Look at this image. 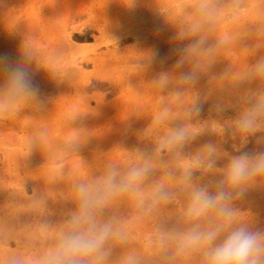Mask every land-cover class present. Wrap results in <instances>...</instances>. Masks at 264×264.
<instances>
[{
	"label": "clouds",
	"instance_id": "obj_1",
	"mask_svg": "<svg viewBox=\"0 0 264 264\" xmlns=\"http://www.w3.org/2000/svg\"><path fill=\"white\" fill-rule=\"evenodd\" d=\"M122 2L133 8L139 0ZM157 9L174 25L175 40L187 43L176 49L179 58L172 71L146 83L159 104L140 144L132 149L116 145L88 162L79 151L95 135L71 126L82 114L63 122L71 134L51 149L46 146L48 128L36 129L23 155L35 149L45 154L47 163L38 177L46 187L28 196L19 182L17 195L24 202L13 215L31 213L37 219L19 227L0 220V264H264V230H253L251 217L238 206L249 189L264 187V151L240 152L250 137L264 144V54L246 63L264 50V0H190L175 19ZM250 9L255 12L251 20L246 19ZM246 38L255 42L241 45ZM30 40L23 41L20 62L0 58V121L40 107L39 89L29 74L33 62L58 76ZM227 51L243 53V67L232 63ZM154 56L139 55L137 72ZM221 59L230 60L227 69L211 77L207 92L197 89L200 76ZM185 67L188 71H181ZM214 92L235 98L236 105L221 101L215 106L218 115L236 107L235 118L196 120ZM205 131L220 141L189 151ZM226 132L238 141L233 147L240 154L218 167L228 155L221 147ZM115 150L124 157L111 158ZM58 184L65 188L54 192ZM57 196L74 208L57 222L41 219L49 198Z\"/></svg>",
	"mask_w": 264,
	"mask_h": 264
},
{
	"label": "rangeland",
	"instance_id": "obj_2",
	"mask_svg": "<svg viewBox=\"0 0 264 264\" xmlns=\"http://www.w3.org/2000/svg\"><path fill=\"white\" fill-rule=\"evenodd\" d=\"M189 3L190 0H141L139 4L135 5V7L128 8L124 5L122 0H47V2L46 0H0V9H2L0 17L2 16L3 18H6L7 12H11V16H7L8 19L9 17L11 19L13 15L14 17L16 15V19L12 17L13 19H11L10 21L4 18L2 24H0L3 31L1 36L10 35V40L7 42V44L6 42L0 40V46L2 47H0V52L3 53H0V58H4L12 63L20 62L19 60H21L22 44L24 39L26 37H29L28 34L30 32V27H26L29 28L26 30L24 28L26 25L24 24L27 23V20H31V18L33 21L35 20L36 22L31 21V23L28 21L30 24H32V26H34L33 28L35 29V34L34 36H31L32 38L30 42L38 51L41 61L46 66L53 68L58 75L54 76L50 71H46V68L38 65L36 62H33L29 66L32 83L39 89L38 99L41 102L40 107L36 111H40L42 115L40 113L39 116L36 115L37 112L35 111V116H37L36 118L39 119L41 117L39 119L40 122L41 120H43V122L47 120L45 118L46 116H43L44 114L42 110H46L48 105L53 100L55 101L62 95L65 96L67 113L72 112L71 107L73 105H75L78 108V111H80L79 109L81 107H79L78 105V100L80 97H75L77 96V93L75 92V86L79 82L75 68L78 65L77 63H83L84 65L81 68V72L83 85L85 86H83V90H85V92L83 91L84 93L82 96L86 102L88 101V104L90 106L88 105V109L85 110L86 115L88 114L87 116H84L85 114L84 112H82V115L78 116L77 119H75L76 121L74 122L76 123L74 125V128L85 129L86 127L83 125V122H87V126H89V129L92 130V134L94 133L93 135L96 134V136L97 134H100L97 136L98 138H100L99 136L103 135V138L101 137L102 139L100 138V140L96 136L89 138L87 141L89 143L88 146L86 142V144L82 146L79 151L80 157L84 159L89 155L98 156L99 153H107L113 148V146L116 145H120L127 149H132L140 144L139 137L144 129H146L150 124L151 117L155 114V109H157V104H159V97L156 96L150 88L148 89L149 86L146 84V79H148L149 82V80L153 79L150 77L155 78L160 72H164V69H173L172 63L175 65L176 60L179 58V53L176 51V49L184 46V44L187 43L177 42L175 40L176 30L174 25L158 11L157 7L161 12L170 13V18L175 19L182 13H180V11L178 12L177 9H184L186 6H188ZM136 6L139 7V10L136 9ZM19 10L22 11L20 12ZM3 12L6 13V15ZM24 13H26L27 15L25 16ZM17 17H19V19H22V22ZM17 19L19 20L21 25ZM1 21L2 19H0V23ZM21 29H23L22 31L26 32H28L29 30V32H21ZM33 33L30 32V35ZM36 40H38L39 42L42 41L43 43H38V41ZM249 41L251 42V45L255 42V39L246 38L241 42V45H244ZM58 43L60 46L58 45ZM248 44L249 43H247L246 45ZM13 49L16 51H14ZM12 51H14L15 54L18 53V56L20 54V57H18L17 55L15 57V54ZM116 51H118V53ZM148 52L155 54L154 59L150 64L147 65L146 68H144L145 71L143 69L139 73L137 72V68L134 63L135 59L139 55ZM54 53L57 55H55ZM112 53H115V55H113ZM239 53L240 52H238V55H236L237 52H235L234 54V52L229 51L228 53L227 51L225 53V56H232L231 59L232 61L234 59L233 62H236L237 58L240 57L238 59L239 61L242 59V61H240V67H243L244 54L240 53V56ZM261 54H264V50H262V52H258L256 56L248 57L246 59V63H255L256 59ZM94 59H98L99 61H94ZM222 60L223 59L219 61L221 62ZM116 61L118 62V64H116ZM223 61H225V59ZM141 63H143V61H141ZM221 63L224 64L225 62ZM228 64H230V62ZM186 68L187 67L181 69V71H188V69ZM211 69L212 68H210V71L208 72L212 73L213 69ZM226 69L227 66L225 67V70ZM73 74L75 75L73 76ZM147 74H150V76H148ZM66 75L69 76V79L66 78ZM208 75L209 73L201 75L196 84V88L201 90L202 92H207L210 87L209 79L211 77H209ZM71 76L74 77L75 80ZM3 79V74L0 73V83L3 82ZM73 80L75 83L73 82ZM134 82L136 83L137 88L135 87ZM72 83H74V86ZM129 84L134 88L129 86ZM137 89H142V91L137 92ZM136 93L140 94L138 95ZM133 95H137V99L135 97L133 98ZM131 96L133 99H130ZM70 97L73 100H71ZM138 97L141 98L139 101ZM130 100H132V102ZM68 101L70 102V104L67 103ZM137 101L140 102L139 104H141L142 107L139 106ZM221 101H230L233 105H236V100L234 97H229L226 93L223 92H214L207 101L202 103L199 115L196 117V120L207 121L211 119H217L220 121L222 120L221 122H223L225 120L235 118V116L237 115L236 107L225 108L223 111L224 113L222 112L219 115L217 114V112L215 111V106ZM128 102H131V105ZM135 102H137V105L142 108H140L142 111L139 109V107H136ZM147 102L149 103L147 104ZM31 111L32 110L28 108L22 112L23 115L20 114L21 117L9 119L8 121H0V220H2L7 226L10 227H19L25 223H31L37 219L31 213H17L13 215L15 206L24 202L23 197L17 196L16 188L19 187V182H22L23 187L26 189V195L28 196H31L33 192L39 194L46 187L44 181L37 176V174H40L42 166L46 165L47 163L45 154L41 150L35 149L29 155V157H25L23 155L26 150L27 138L34 133L36 128L42 126L41 123L39 125V120L37 121L36 118L32 117L33 114L30 113ZM134 112L140 116H136L135 114H133ZM29 114L31 115L29 116ZM96 114L99 116H97ZM130 114L133 115L130 116ZM25 115L28 116L26 117ZM68 117L69 116L67 115L65 120ZM127 117V120H123ZM27 119L28 121L34 119V122L37 121L36 123H38V125L36 126V123H31L32 121L30 122L31 125H33V133L30 132V123L27 122ZM46 123L45 125H47ZM88 123L90 125H88ZM26 124L28 125L25 126ZM96 124L99 126L101 124V126L98 127ZM136 125L139 126L137 127ZM118 128H120L121 131ZM133 128H136L137 131ZM26 131L28 133H26ZM111 131L113 133L116 132V134L113 135ZM117 131H119V133ZM110 134H112L113 136L111 135L110 137ZM58 135L59 132L57 131V133H55L54 135V139L57 140ZM259 135L260 134L258 133L257 136ZM51 138L52 137H50L49 139ZM49 139L46 140L47 148H54L55 143H51ZM103 139L105 140L102 141ZM195 140L201 141L206 144L209 141H220V137H218L211 131H205L203 134L197 136ZM234 143L238 144V141H233L230 138L229 134L226 132L224 139L221 142V147L228 154L227 158L232 155L240 154V152L242 151H264V144H257L256 137H250L248 144L244 149H241L240 152L236 151V149L233 147ZM191 145L193 146V142L191 143ZM191 145L189 146V151L193 150V147ZM109 155L111 156V158L115 157L113 159L117 160H120L124 157V153L120 150H115ZM94 159L95 156H93L92 161ZM73 160H75L76 162H74ZM73 160V162L71 161L70 163L75 167L77 165V160L76 158H73ZM64 188L65 187L63 184L52 186V190L54 192L64 190ZM262 188L264 187L260 188L262 192H257L256 188L255 191L254 189L252 191L251 189H249L251 191V194L248 193V196H243L244 198L248 197L246 199L249 201V203L243 198H241L240 202L238 203L240 210L243 212H247L251 217V228L253 230H264V189ZM256 193L261 195H259L260 203L262 201L261 204L258 202V196ZM249 194L254 195L249 198ZM243 200H245L248 204L245 202L241 203V201ZM252 201L253 203L258 202L259 204H252ZM240 203L242 205H240ZM249 204L252 206H250L251 208L249 207ZM72 208H74V204H72L71 202L64 201L59 197L49 198V200L47 201V215L45 217H42L41 219H48L52 222H57L60 219L64 218L65 214Z\"/></svg>",
	"mask_w": 264,
	"mask_h": 264
},
{
	"label": "bare ground",
	"instance_id": "obj_3",
	"mask_svg": "<svg viewBox=\"0 0 264 264\" xmlns=\"http://www.w3.org/2000/svg\"><path fill=\"white\" fill-rule=\"evenodd\" d=\"M113 1H114V0H113ZM146 1H147V0H146ZM159 1H160V0H159ZM46 2H47V0H46ZM108 2H109V1H108ZM140 2H141V0H140ZM140 2H139V3H140ZM57 3H58V2H57ZM69 3H70V1H69ZM100 3H101V2H100ZM139 3H137V4H139ZM33 4H34V3H33ZM64 4H66V3H64ZM62 5H63V4H62ZM149 5H150V4H149ZM151 5H152V4H151ZM10 6H11V5H10ZM31 6H32V5H31ZM138 6H139V5H138ZM141 6H143V5H141ZM32 7H33V6H32ZM136 7H137V6H136ZM1 8H2V7H1ZM3 8H4V6H3ZM6 8H7V7H6ZM138 8H139V7H137L136 9L139 10ZM64 9H65V8H64ZM64 9H63V10H64ZM1 10H2V9H0V15H1ZM5 10H6V9H5ZM23 10H24V8H23ZM177 10H178V12L180 11V13H181L183 9H179V8H178ZM19 11H20V10H19ZM19 11H18V12H19ZM21 11H22V10H21ZM21 11H20V12H21ZM23 12H24V11H23ZM116 12H117V11H116ZM3 13H4V12H3ZM4 14L6 15V13H4ZM10 14H11V12H10V13L7 12V16L10 15ZM12 14H13V13H12ZM24 15L26 16L27 14L24 13ZM177 15H178V14H177ZM3 16H4V15H3ZM7 16H6V18H5V17H4V18H5V19H8ZM10 16H11V15H10ZM34 16H35V15H34ZM69 16H70V15H69ZM178 16H179V15H178ZM178 16H177V17H178ZM1 17H2V16H1ZM1 17H0V19H2V21H1L0 24H2L3 19H4L3 17H2V18H1ZM12 17H14V15H13ZM12 17H11V19H13ZM15 17H16V15H15ZM15 17H14V18H15ZM32 17H33V16H32ZM119 17H120V16H119ZM124 17H125V16H124ZM174 17H175V16H174ZM17 18L19 19V17H17ZM34 18H35V17H34ZM51 18H52V17H51ZM117 18H118V17H117ZM254 18H255V12H254V10L250 9L249 12L246 14V19L251 20V19H254ZM11 19H10V17H9L8 20L11 21ZM15 19H16V18H15ZM18 19H17V20H18ZM8 20H7V21H8ZM19 20L21 21L22 19H19ZM19 20H18V22H19ZM26 20H27V19H26ZM4 21H5V20H4ZM28 21L31 23V21L34 22L35 20L33 21L32 18H31V20H27L26 22L29 23ZM14 22H17V21H14ZM21 22H22V21H21ZM23 22H25V21H23ZM35 22H36V21H35ZM43 22H44V21H43ZM19 23H20V22H19ZM27 23H25L24 25H26V26H25V27L23 26V27H24L26 30L29 29V28H26V27H30V29H29L30 32H31V33L34 32V33L30 35V32H29V30H28V32H29L28 35H29L30 38H32L31 36H34V34H35V29L33 28L34 26H32V24L29 23V24H30V25H29V24H27ZM56 24H57V23H56ZM113 24H114V23H113ZM5 25H6V24H5ZM16 25H17V23H16ZM18 25H19V24H18ZM20 25H21V23H20ZM28 25H29V26H28ZM36 25H37V24H36ZM166 25H167V24H166ZM170 25H171V23H170ZM7 26H8V25H7ZM7 26H6V27H7ZM20 27H21V26H20ZM23 27H22V28H23ZM45 27H46V26H45ZM51 27H52V26H51ZM59 27H60V26H59ZM112 27H113V26H112ZM169 27H170V26H169ZM18 28H19V27H18ZM38 28H39V27H38ZM164 28H165V27H164ZM32 29H33V30H32ZM14 30H15V29H14ZM22 30H23V29H21V32L28 33V32H26V31H22ZM31 30H32V31H31ZM38 31H39V30H38ZM58 31H59V30H58ZM2 32H3V31H2V27H1V25H0V40L6 42V44H7V42L10 40V35H8V36H7V35L1 36ZM56 32H57V31H56ZM61 32H62V31H61ZM167 32H168V31H167ZM21 34H22V33H21ZM28 35H27V36H28ZM43 35H44V34H43ZM70 35H71V34H70ZM155 35H156V34H155ZM159 35H160V34H159ZM24 38H25V37H24ZM65 38H66V37H65ZM38 40H39V39H38ZM38 40H36V41H38ZM39 41H40V40H39ZM39 41H38V43H41V42H42V41H41V42H39ZM51 41H53V40H51ZM210 42H211V41H210ZM32 43H33V42H32ZM42 43H43V42H42ZM42 43H41V44H42ZM247 43H249L248 45H250L251 42L249 41V42H247ZM247 43H246V44H247ZM34 44H35V43H34ZM44 44H45V43H44ZM157 44H158V43H157ZM246 44H244V45H246ZM58 45H59V43H58ZM59 46H60V45H59ZM62 46H63V45H62ZM62 46H61V47H62ZM179 46H180V45H179ZM0 47H1V46H0ZM16 47H17V46H16ZM18 47H19V46H18ZM71 47H72V46H71ZM116 47H117V46H116ZM1 48H2V47H1ZM39 48H40V47H39ZM42 48H43V47H42ZM99 49H100V48H99ZM7 50H8V49H7ZM13 50H14V49H13ZM115 50H118V49H115ZM14 51H16V50H14ZM14 51H12V52L14 53ZM128 51H129V50H128ZM58 52H59V51H58ZM96 52H97V51H96ZM101 52H102V51H101ZM116 52L118 53V51H116ZM145 52H146V51H145ZM0 53H2V52H0ZM5 53H6V52H5ZM9 53H10V52H9ZM43 53H44V52H43ZM122 53H123V52H122ZM228 53H229V51H228ZM2 54H3V53H2ZM7 54H8V52H7ZM14 54H15V53H14ZM17 54H18V53H17ZM17 54H15V57H16ZM54 54H55V53H54ZM99 54H100V53H99ZM104 54H105V53H104ZM112 54H113V53H112ZM230 54H232V53H230ZM234 54H235V52H234ZM239 54H240V53H239ZM55 55H57V54H55ZM113 55H115V53H114ZM129 55H130V54H129ZM236 55H238V52H237ZM17 56H18V55H17ZM107 56H108V54H107ZM109 56H111V55H109ZM240 56H241V54H240ZM18 57H20V54H19ZM102 57H103V56H102ZM226 57L232 61V59H231L232 56L228 55V56H226ZM238 57H239V56H238ZM103 58H104V57H103ZM239 58H240V57H239ZM239 58H237V60L235 59L236 62H233V61H234V59H233L232 63H234V64H236V65H238V66L240 67V65H241V64H240V63H241L240 61H242V59L239 61V60H238ZM255 58H256V57H255ZM92 59H93V58H92ZM92 59H91V60H92ZM228 59H225V61H223V60H224V59H223V60L221 61V62H225L224 64L221 63L220 61H218V62H216L213 66H211L210 68L213 69V72H212V73H211V72H208V73H209L208 76H209V77H213V76H217V75L219 76V75H221V74L225 71V67H226V66H227V67L229 66L228 63L230 62V60H228ZM96 60L99 61L98 59H94V61H96ZM19 61H20V60H19ZM92 61H93V60H92ZM118 61H119V60H118ZM125 61H126V60H125ZM226 61H227V62H226ZM116 62H117V61H116ZM133 62H134V61H133ZM159 62H160V61H159ZM96 63H97V62H96ZM112 63H113V62H112ZM120 63H121V62H120ZM131 63H132V62H131ZM77 64H78V65H77ZM77 64H76L77 66H76L75 69H76V72H77V78L79 79V82H78L77 85L75 86V92L77 93V96H75V97H77V98L80 97L79 100H78V101H79L78 105H79V107H81V108L79 109L80 111H78V108H77L75 105H73V106L71 107V108H72V112L67 113V107H66V101H65V96H64V95L60 96V98L56 99L55 101L53 100V101L48 105V107H47L46 110H42V112H43V114H44L43 116H46L45 118L47 119V120H45L44 122H43V120H41V122H40L39 119H40L41 117H40L39 119L36 118V117H37V116H35V114H36V112H37L36 110H33L32 108H29L30 110H32V111L30 112L31 114H33L32 117L36 118L37 121L39 120V125H40V123H41L42 125H44V126H46V127L48 128V137H47V138L49 139L50 137H52V138L49 139V140H50L51 143H53V144L55 143L54 146L56 145V143H58L59 139H63L65 136L71 134V130H70V129H67V128H64V127H63V122L65 121V118H66L67 115H68V116H72V115L81 114L82 112H84V114H85L84 116H87V115H88V114L86 115L85 110L88 109V105H89V104H88V101L86 102V101L84 100L83 96H82L83 93L85 92V90H83V89H84V88H83L84 85H83V81H82V72H81V68H82V66H83L84 64H83V63H80V64L77 63ZM116 64H118V62H117ZM157 65H158V64H157ZM173 65H174V64L172 63V68H173ZM223 65H224V66H223ZM85 66H86V65H85ZM116 66H117V65H116ZM170 66H171V65H170ZM170 66H169V67H170ZM97 67H98V66H97ZM101 67H102V66H101ZM101 67H100V68H101ZM156 67H157V66H156ZM41 68H42V67H41ZM117 68H118V67H117ZM121 68H122V67H121ZM125 68H126V67H125ZM170 68H171V67H170ZM166 69H167V68H166ZM166 69H164V72H165ZM186 69H188V68H186ZM212 69H211V70H212ZM41 70H42V69H41ZM46 71H47V69H46ZM73 71H74V68H73ZM106 71H107V70H106ZM127 71H128V70H127ZM144 71H145V69H144ZM166 71H172V69H168V70H166ZM209 71H210V69H209ZM68 72H69V70H68ZM162 72H163V71H162ZM139 73H140V72H139ZM139 73H138V74H139ZM156 73H157V72H156ZM156 73H155V75H156ZM160 73H161V72H160ZM210 73H211L212 76L210 75ZM29 74H30V73H29ZM38 74H40V73H38ZM145 74H146V73H145ZM74 75H75V74H73V76H74ZM134 75H135V74H134ZM147 75H148V74H147ZM147 75H146V76H147ZM66 76H67L66 78L69 79V76H68V75H66ZM131 76H132V75H131ZM131 76H130V77H131ZM135 76H136V75H135ZM142 76H143V75H142ZM148 76H150V74H149ZM148 76H147V77H148ZM71 77H72V76H71ZM75 77H76V76H75ZM133 77H134V76H133ZM139 77H140V76H139ZM147 77H146V78H147ZM72 78L74 79V77H72ZM137 78H138V75H137ZM140 78H141V77H140ZM146 78H145V79H146ZM150 78H154V77H150ZM68 79H67V80H68ZM100 79H101V78H100ZM119 79H120V78H119ZM124 79H125V78H124ZM207 79H208V78H207ZM210 79H211V78H210ZM210 79H209V82H210ZM74 80H75V79H74ZM74 80H73V82H74ZM40 81H41V80H40ZM68 81H69V80H68ZM70 81H71V80H70ZM138 81H139V80H138ZM146 81L148 82V79H146ZM146 81H145V82H146ZM149 81H150V80H149ZM204 81H205V80H204ZM147 82H146V83H147ZM206 82H208V81H206ZM69 83H70V82H69ZM74 83H75V82H74ZM74 83H72L73 86H74ZM122 83H123V82H122ZM104 84H105V83H104ZM131 84H132V83H131ZM137 84H138V82H137ZM144 84H145V83H144ZM134 85H135V87H136V83H135V82H134ZM204 85H205V84H204ZM104 86H105V85H104ZM109 86H110V85H109ZM84 87H85V86H84ZM73 88H74V87H73ZM136 88H137V87H136ZM136 88H135V90H136ZM145 88H147V87H145ZM104 89H105V88H104ZM111 89H112V88H111ZM148 89H149V87H148ZM135 90H134V91H135ZM83 91H84V92H83ZM134 91H132V92H134ZM109 92H110V91H109ZM130 92H131V91H130ZM130 92H129V93H130ZM135 92H136V91H135ZM137 92H139V91H137ZM66 93H67V92H66ZM68 93H70V92H68ZM131 94H132V93H131ZM134 94H135V93H134ZM136 94L139 95L140 93H136ZM147 94H148V93H147ZM97 95H98V94H97ZM144 95H145V94H144ZM148 95H149V94H148ZM126 96H127V95H126ZM73 97H74V96H73ZM134 97L136 98L137 95H135V96L133 95V98H134ZM70 98H71V97H70ZM85 98H86V97H85ZM94 98H95V97H94ZM98 98H99V97H98ZM131 98H132V96L130 97V99H131ZM133 98H132V99H133ZM138 98H139V97H138ZM144 98H145V96H144ZM66 99H67V98H66ZM87 99H88V98H87ZM119 99H120V98H119ZM119 99H118V100H119ZM136 99H137V98H136ZM140 99H141V98H139L138 101H139ZM71 100H73V99L71 98ZM71 100H70V102H71ZM116 100H117V99H116ZM130 101L132 102V100H130ZM138 101H137V102H138ZM148 101H149V100H148ZM152 101H153V100H152ZM70 102L68 101L67 103L70 104ZM94 102H95V101H94ZM96 102H97V101H96ZM115 102H116V101H115ZM131 102H130V103L128 102V103L131 105ZM137 102H135V103H136V107L141 106V104H139L140 102H138L139 106L137 105ZM149 102H150V101H149ZM149 102H147V104H148ZM99 103H100V102H99ZM99 103H98V104H99ZM133 103H134V102H133ZM143 103H144V102H143ZM152 103H153V102H152ZM96 104H97V103H96ZM147 104H146V105H147ZM143 105H144V104H143ZM157 105H158V104H157ZM41 106H42V105H41ZM89 106H90V105H89ZM127 106H129V105H127ZM144 106H145V105H144ZM204 106H205V105H204ZM204 106H203V107H204ZM102 107H103V106H102ZM119 107H120V106H119ZM141 107H142V106H141ZM141 107H139V109H140ZM71 108H70V109H71ZM124 108H125V107H124ZM102 109H103V108H102ZM129 109H130V108H129ZM129 109H128V110H129ZM141 109H142V108H141ZM141 109H140V110H141ZM126 110H127V109H126ZM35 111H36V112H35ZM38 111H39V110H38ZM77 111H78V112H77ZM141 111H142V110H141ZM155 111H156V109H155ZM215 111H216V110H215ZM44 112H45V113H44ZM137 112H138V111H137ZM236 112H237V110H236ZM39 113H40V111L37 112L36 115L39 116ZM146 113H147V112H146ZM223 113H224V112H223ZM25 114H26V113H25ZM31 114H29V116H30ZM40 114L42 115V113H40ZM97 114H98V113H97ZM97 114H96V115H97ZM230 114H231V113H230ZM230 114H229V115H230ZM21 115H23V114L21 113ZM90 115H91V114H90ZM105 115H106V113H105ZM130 115H132V114H130ZM25 116H26V115H25ZM27 116H28V115H27ZM27 116H26V117H27ZM97 116H99V115H97ZM19 117H21V116H19ZM146 117H147V116H146ZM43 118H44V117H43ZM207 118H208V117H207ZM93 119H94V118H93ZM100 119H101V116H100ZM118 119H119V118H118ZM129 119H130V118H129ZM146 119H147V118H146ZM204 120H205V119H204ZM206 120H207V119H206ZM31 121H32V122H31ZM37 121H36V122H37ZM74 121H76V120H74ZM74 121L71 122V126H72V127H74V125H75V123H76V122H74ZM96 121H97V120H96ZM104 121H105V120H104ZM138 121H139V120H138ZM221 121H222V120H221ZM27 122H29V123H30V122H31V123H36V122H34V119H33V120H29V121H28V119H27ZM27 122H26V123H27ZM42 122H43V123H42ZM46 122H47V123H46ZM90 122H91V121H90ZM143 122H144V120H143ZM18 123H19V122H18ZM24 123H25V122H24ZM29 123H28V124H29ZM31 123L29 124L30 127L28 126L29 129H30V132H32V126H33V125H31ZM45 123H46L47 125H45ZM98 123H99V121H98ZM139 123H140V122H139ZM28 124H26L25 126H27ZM37 125H38V123H36V126H37ZM83 125L86 127L85 129H87V130H89V131H92V130L89 129V126H87V122H86V123L83 122ZM88 125H90V124L88 123ZM96 125H97V124H96ZM9 126H10V125H9ZM12 126H13V125H12ZM25 126H24V128H25ZM34 126H35V124H34ZM97 126L100 127L101 124H100V126H99V125H97ZM104 126H105V125H104ZM136 126H137V125H136ZM138 126H139V125H138ZM138 126H137V127H138ZM10 127H11V126H10ZM102 127H103V126H102ZM119 127H120V125H119ZM137 127H136V128H137ZM24 128H23V129H24ZM39 128H40V127H39ZM136 128H133V129L136 130ZM141 128H142V127H141ZM26 129H27V127H26ZM36 129H38V128H36ZM36 129H35V130H36ZM104 129H105V128H104ZM118 129L120 130V128H118ZM99 130H100V129H99ZM23 131H24V130H23ZM57 131L59 132V135H58L59 139H58V137H57V140H56V139H54V135H55V133H57ZM120 131H121V130H120ZM136 131H137V130H136ZM2 132H3V131H2ZM103 132H104V131H103ZM103 132H101V133H103ZM111 132H112V131H111ZM111 132H110V133H111ZM117 132L119 133V131H117ZM209 132H210V131H209ZM26 133H28V132L26 131ZM32 133H33V132H32ZM99 133H100V132H99ZM108 133H109V132H108ZM108 133H107V135H108ZM136 133H137V132H136ZM136 133H135V134H136ZM93 134H94V133H93ZM105 134H106V133H105ZM112 134L114 135V134H116V132H115V133L112 132ZM112 134H110V137H111ZM210 134H211V133H210ZM52 135H53V136H52ZM98 135H100V134H97V136H98ZM113 135H112V136H113ZM204 135H205V134H204ZM204 135H203V136H204ZM95 136H96V134H95ZM97 136H96V137H97ZM102 136H103V135H101V136H99V137L101 138ZM116 136H117V135H116ZM55 137H56V136H55ZM92 137H93V136H92ZM117 137H118V136H117ZM90 138H91V137H90ZM97 138H98V137H97ZM100 138H98V139L100 140ZM102 138H103V137H102ZM102 138H101V139H102ZM202 138H203V137H202ZM212 138H213V137H212ZM48 139H46V140H48ZM200 139H201V138H200ZM203 139H204V138H203ZM208 139H209V138H208ZM104 140H105V139H103L102 141H104ZM89 141H90V140H89ZM91 141H92V140H91ZM102 141H101V142H102ZM202 141H203V140H202ZM204 141H205V140H204ZM48 142H49V141H48ZM209 142H211V141H209ZM88 144H89V143L87 142V146H88ZM102 144H104V143H102ZM113 145H114V144H113ZM113 145H112V146H113ZM202 145H204L203 142L198 141V140H194V141H193V146H192V145H191V146L193 147V150H195V149H198V148H199L200 146H202ZM108 146H109V145H108ZM128 146H129V145H128ZM113 147H114V146H113ZM192 147H191V148H192ZM106 148H107V146H106ZM106 148H105V149H106ZM36 150H38V149H36ZM101 150H102V149H101ZM190 150H191V149H190ZM100 152H101V151H100ZM39 153H41V152H39ZM33 154H34V153H33ZM100 154H101V153H99V155H100ZM229 154H230V153H229ZM36 155H37V154H36ZM236 155H238V154H236ZM86 156H87V154H86ZM93 156L96 157V155H93ZM93 156H92V155H89V156L85 157L84 160H85V161H88V162H92ZM28 157H29V156H28ZM32 157H33V156H32ZM36 157H37V156H36ZM37 158H38V157H37ZM113 158H115V157H113ZM74 159H75V158H74ZM227 159H228L227 156H225L224 158H222V159L218 162V165H217V166H218V167H223V166L228 162ZM25 160H26V159H25ZM16 161H17V160H16ZM73 161L76 162L75 160H73ZM73 161H72V162H73ZM23 162H24V161H23ZM25 163H26V162H25ZM35 165H36V164H35ZM0 173H1V172H0ZM37 173H38V172H37ZM197 175H198V174H197ZM37 176H38V174H37ZM217 178H218V176H217ZM21 180H22V179H21ZM14 186H15V185H14ZM31 186H32V184H31ZM64 187H65V186H64ZM23 188H24V187H23ZM61 188H63V187H61ZM260 188H261V187H260ZM260 188L256 187L257 192H258V191H259V192L261 191ZM10 189H11V188H10ZM253 189H254V191H255V188H251V191H252ZM258 189H259V190H258ZM262 189H264V188H262ZM25 190H26V189L24 188V192H25ZM35 191H36V190H35ZM251 191L248 190V192H247L244 196H248V193H250ZM261 192H262V191H261ZM35 193H36V192H35ZM254 193H255V192H254ZM25 194H26V192H25ZM250 194H251V193H250ZM250 194H249V195H250ZM256 194H257V196H258V202L260 203V201H259V195H260V194H258V193H256ZM253 195H254V194H253ZM253 195H250L249 198H250L251 196H253ZM17 196L19 197V195H17ZM260 196H261V195H260ZM10 197H11V195H10ZM10 197H9V198H10ZM57 197H58V196H57ZM20 198H21V197H20ZM242 198L245 199V200H247L246 198H248V197H246V198L242 197ZM245 200L241 201V203H243V202L247 203ZM260 200H261V199H260ZM20 201H21V200H20ZM247 201H248V200H247ZM239 202H240V201H238V203H239ZM258 202H254L255 205H256V204H259ZM241 203H240V205H242ZM248 203H249V201H248ZM248 203H247V204H248ZM254 203H253V201H252V204H254ZM261 203H262V201H261ZM261 203H260V204H261ZM250 204H251V203H250ZM250 204H249V207L251 206ZM244 207H245V206H244ZM251 207H252V206H251ZM251 207H250V208H251ZM255 207H256V206H255ZM255 207H254V208H255ZM252 209H253V208H252Z\"/></svg>",
	"mask_w": 264,
	"mask_h": 264
}]
</instances>
